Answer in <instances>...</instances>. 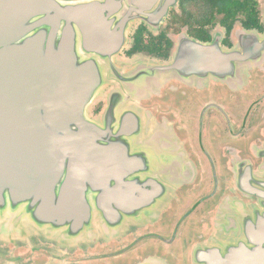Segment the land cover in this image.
<instances>
[{
	"label": "flooded vegetation",
	"instance_id": "1",
	"mask_svg": "<svg viewBox=\"0 0 264 264\" xmlns=\"http://www.w3.org/2000/svg\"><path fill=\"white\" fill-rule=\"evenodd\" d=\"M75 1L86 0H64ZM120 1L123 18L131 4ZM237 1V13L215 11L212 17L211 0H159L152 12L169 4L164 17L130 21L112 56L94 54L103 83L87 117L100 126L110 118L115 141L127 112L138 111L142 130L131 154L146 164L144 181L169 186L167 198L134 211L138 202L124 205L113 196L101 205L109 208L112 224L90 198L92 239L40 227L23 212L8 213L0 217V264H199L201 249L225 250L245 240L248 221L264 222V58L260 65L238 67L231 78L182 79L162 71L191 43L216 42L224 52H244L264 40L260 0ZM247 5L258 14L256 26H245ZM177 163L182 178L167 169Z\"/></svg>",
	"mask_w": 264,
	"mask_h": 264
},
{
	"label": "water",
	"instance_id": "2",
	"mask_svg": "<svg viewBox=\"0 0 264 264\" xmlns=\"http://www.w3.org/2000/svg\"><path fill=\"white\" fill-rule=\"evenodd\" d=\"M158 2L130 0L121 18L120 0H0V217L23 212L40 227L92 239L90 198L110 224L115 222L109 208L101 205L113 196L124 205L138 202L134 211L167 198L169 186L150 177L144 181L140 172L146 164L131 154L142 130L138 111L127 112L115 141L110 118L100 126L87 117L103 83L94 54L112 56L130 21L164 17L170 5L152 12ZM189 46L162 71L182 79L231 78L238 67L260 65L264 58L263 39L244 52H224L216 42ZM180 163L167 169L182 178ZM258 224L248 221L245 240L225 250L201 249L198 263L264 264V239L258 240L264 222Z\"/></svg>",
	"mask_w": 264,
	"mask_h": 264
},
{
	"label": "trees",
	"instance_id": "3",
	"mask_svg": "<svg viewBox=\"0 0 264 264\" xmlns=\"http://www.w3.org/2000/svg\"><path fill=\"white\" fill-rule=\"evenodd\" d=\"M184 1L186 3H189L192 0H184ZM203 1H207V0H203ZM211 4H212V17L214 16L215 11H218L220 13H225L227 17H230L240 10L237 0H211ZM246 11H247L248 21L245 22V26L247 27H250L251 25L256 26L258 23V14L256 10L253 9L252 7H248L247 5Z\"/></svg>",
	"mask_w": 264,
	"mask_h": 264
},
{
	"label": "rangeland",
	"instance_id": "4",
	"mask_svg": "<svg viewBox=\"0 0 264 264\" xmlns=\"http://www.w3.org/2000/svg\"><path fill=\"white\" fill-rule=\"evenodd\" d=\"M260 5H261V7L263 8L262 9V13H264V0H260ZM62 235H65V234H62ZM61 237V236H60ZM41 250V249H40ZM75 253L77 252V249H75V251H74ZM93 252V250L92 249H90V253H92Z\"/></svg>",
	"mask_w": 264,
	"mask_h": 264
}]
</instances>
